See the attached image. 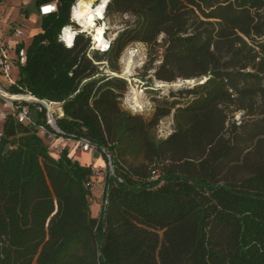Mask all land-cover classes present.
Wrapping results in <instances>:
<instances>
[{"label":"trees","instance_id":"1","mask_svg":"<svg viewBox=\"0 0 264 264\" xmlns=\"http://www.w3.org/2000/svg\"><path fill=\"white\" fill-rule=\"evenodd\" d=\"M51 1L36 0L38 10ZM57 1L56 13L41 16L26 62H16L9 92L59 104L58 134L105 149L114 174L95 217V169L55 156L52 138L8 113L0 131V264H264V0H110L107 17L134 21L106 53L92 51L83 33L71 48L60 41L77 0ZM161 35L156 81L207 80L172 101L154 99L148 118L147 109L123 107L128 81L95 61L117 73L130 44L155 47ZM24 103L47 124L42 104ZM256 105L257 121L229 117L254 114ZM173 111L174 131L158 139L159 122Z\"/></svg>","mask_w":264,"mask_h":264},{"label":"rangeland","instance_id":"2","mask_svg":"<svg viewBox=\"0 0 264 264\" xmlns=\"http://www.w3.org/2000/svg\"><path fill=\"white\" fill-rule=\"evenodd\" d=\"M96 1V0H95ZM33 10L35 6L31 7ZM134 18L130 15H119L114 14L110 17H107V26L109 27V36L116 38L119 32H121L128 24L132 23ZM164 35H161L158 39V44L155 47H150L143 43H133L130 44L122 53L116 65L119 68L118 74L125 77L128 80V89L124 96L123 107L126 109L130 107V104H133L136 108L140 105L138 109L144 108L147 109L145 116L150 118L155 110L157 102L154 99L163 100L168 98L169 100H174L181 95V92L187 88H192L196 84L201 83V78L199 79H183L177 78L172 82L156 81L154 79V73L157 66L163 60V53L165 49L164 44ZM130 55H133L134 67L130 75H126L125 66L126 62ZM11 75L15 78L18 76V68L15 66ZM154 80L153 86H149L147 83L150 79ZM194 80V82H193ZM4 84L5 82L2 81ZM141 83L143 86L147 87L143 91L141 90ZM175 95V96H173ZM136 100L139 103H136ZM59 104H52L51 113L54 117L60 116L62 110ZM261 107L256 105L253 113L248 115L246 111H235L229 114V117H234L233 119L237 121V125L240 123L245 124L248 122H253L261 119L263 116L260 115ZM10 113L6 107H4L3 101L0 99V131L2 130L3 122L5 117L2 115H7ZM232 119V118H231ZM174 131V111L168 116L162 119L159 122V125L156 129V137L158 139L168 137ZM95 155L99 156L98 150H93ZM101 155L103 154L100 151ZM110 155V154H109ZM111 156V155H110ZM105 164L102 168L97 169L96 175L94 177L93 185V197H92V206L95 212L100 211L102 201H103V191L105 179L108 174H114V166L112 159L106 155ZM110 161L112 167L110 166ZM103 188V189H102Z\"/></svg>","mask_w":264,"mask_h":264},{"label":"built area","instance_id":"3","mask_svg":"<svg viewBox=\"0 0 264 264\" xmlns=\"http://www.w3.org/2000/svg\"><path fill=\"white\" fill-rule=\"evenodd\" d=\"M80 0H77L72 8H71V14H70V21L71 24L65 26L60 35H59V39L61 42L64 43V45L68 48H71L74 46L76 37L80 34L83 33L85 34L86 37L90 38L91 41V50L92 51H99L100 53H106L107 51H109L112 42L114 41V38L109 36V27L107 26V5L104 9V13L103 16H97L95 17V27H89V28H85L82 23L80 22V20L78 19V17L75 15V10L76 7L78 6ZM98 0L95 1L93 3V7L97 8L98 6ZM58 11V1L54 0L45 4H42L39 8V14L40 16H47V15H51L54 14ZM98 26H104V32L102 34L103 38L105 41L108 42V45L106 48H104L103 46H99L98 45V41L95 40L94 38V32H95V28H97ZM67 28H70V30L73 32V38L72 41L69 43L66 35H65V30ZM18 34H22L21 30H17ZM0 51H1V56H0V68L2 73L4 74V76L6 77V79L10 82V84H14L15 81L12 80L11 78V72L13 69V64L12 61L10 60L7 50L5 48H3V45L0 44ZM16 62L18 61L19 63L23 64L26 62V49L22 48L19 51L16 52ZM89 56L91 57V52L89 54ZM96 64L99 65L100 70L111 76V75H117L120 76L124 79H126L125 77L121 76L120 74L113 72L109 65L108 62L106 60L104 61H95ZM127 80V79H126ZM128 81V80H127ZM141 90L143 91L145 88V85L143 86V83H141L140 85ZM9 94H12L11 92H9V90L3 88L0 84V99L3 101L4 107H6L8 110H10L11 113H13L16 118L18 119L19 122L27 124V125H33L36 126L38 129V132L40 135L42 136H48L50 138L53 139V143H52V152L55 156L59 157L63 152H65V142L67 140H70L71 138L65 137L63 135H59L58 133L60 132V129L55 126L52 122L53 120L56 118L54 117V115L52 114V118L48 116L47 114V124H37L36 121L33 119L32 115H31V111L28 107L27 104H25L24 102H33V101H23L20 99H13L12 97L9 96ZM53 103L50 102V105H52ZM56 104V103H54ZM130 108L132 109H136V107L133 104H130ZM139 108V107H138ZM6 115H2V117L4 118ZM49 124V126H48ZM78 146L83 150V151H93V150H100L102 153H105L106 155H108L110 157L111 160V156L105 151V149H100L95 143H92L90 141H88L85 138H79L76 139ZM110 166L112 167L111 161H110ZM153 174H157L155 171H153ZM103 203V201H102Z\"/></svg>","mask_w":264,"mask_h":264},{"label":"crops","instance_id":"4","mask_svg":"<svg viewBox=\"0 0 264 264\" xmlns=\"http://www.w3.org/2000/svg\"><path fill=\"white\" fill-rule=\"evenodd\" d=\"M32 5L35 6L34 10L31 8ZM17 30H21L22 34H18ZM40 31L41 16L39 14L36 0H0V44L7 50L8 56L13 64V68L15 66L17 67L16 52L18 45L24 44V49H26V46L29 45L33 36ZM11 78L13 81H16L18 76L14 78L11 75ZM2 81L5 83L3 84ZM0 84L7 90H9L11 86L10 82L2 73L1 68ZM60 109L62 110V108ZM62 115L63 112L60 113V116ZM97 152L99 153V156L95 155L94 151H83L78 146L76 139H70L65 142V153L68 156L78 160L83 165H91L95 171L102 168L105 164V159L101 155L100 150ZM94 177L92 179V191L95 183ZM91 208L93 216L97 217L100 211L95 212L92 204Z\"/></svg>","mask_w":264,"mask_h":264},{"label":"bare ground","instance_id":"5","mask_svg":"<svg viewBox=\"0 0 264 264\" xmlns=\"http://www.w3.org/2000/svg\"><path fill=\"white\" fill-rule=\"evenodd\" d=\"M98 6L97 8L93 7V3L95 0H80L78 6L76 7L75 10V15L78 17L80 22L85 28L89 27H95V17L97 16H103L104 9L108 3L109 0H98ZM104 26H98L95 28L94 32V38L96 41H98L99 46H103L104 48L107 47L108 42L104 40L102 34L104 32ZM65 35L69 41V43L72 41L73 38V32L70 30V28H67L65 30ZM134 67V62H133V55H130L125 66V72L126 75H130L132 73ZM10 97L16 98H22V95H11L9 94ZM136 103H139L136 100ZM50 109L52 108V105H49ZM140 107V105L138 106Z\"/></svg>","mask_w":264,"mask_h":264},{"label":"water","instance_id":"6","mask_svg":"<svg viewBox=\"0 0 264 264\" xmlns=\"http://www.w3.org/2000/svg\"><path fill=\"white\" fill-rule=\"evenodd\" d=\"M97 1V0H96ZM110 1V0H109ZM108 1V2H109ZM207 80V77H202L201 78V83L205 82ZM194 82V80H193ZM11 95H22L23 97L22 98H16V99H20V100H23V101H33V102H37V103H40L42 104L46 109H47V114L49 117L52 118V113H51V109L49 107L50 105V102H48L47 100H41L39 98H36L35 96H33L32 94H11ZM13 99H15L14 97H12ZM55 126H57V123H56V120L54 119L53 122H52ZM58 127V126H57Z\"/></svg>","mask_w":264,"mask_h":264}]
</instances>
